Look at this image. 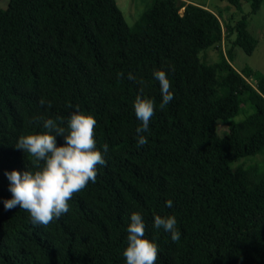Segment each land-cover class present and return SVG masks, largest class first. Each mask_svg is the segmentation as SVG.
I'll list each match as a JSON object with an SVG mask.
<instances>
[{"label":"trees","instance_id":"trees-1","mask_svg":"<svg viewBox=\"0 0 264 264\" xmlns=\"http://www.w3.org/2000/svg\"><path fill=\"white\" fill-rule=\"evenodd\" d=\"M226 1L250 2L252 14L264 2ZM224 35L219 15L182 0H152L133 26L116 0L0 6V264H126L133 213L158 245L156 264H264V168L241 161L264 155V76L253 86L255 72L232 64L236 46L252 54L258 40L248 15L228 28L227 52ZM210 48L219 59L207 64ZM154 70L167 73L174 94L163 108ZM138 94L155 103L139 148ZM77 108L97 121V149L109 146L95 183L46 227L19 206L5 210L6 173L43 166L15 147L19 138L49 131V118L67 130ZM156 215L177 218L178 242L154 228Z\"/></svg>","mask_w":264,"mask_h":264},{"label":"clouds","instance_id":"clouds-1","mask_svg":"<svg viewBox=\"0 0 264 264\" xmlns=\"http://www.w3.org/2000/svg\"><path fill=\"white\" fill-rule=\"evenodd\" d=\"M121 75L118 74V77ZM153 75L160 84V107L163 108L174 98L173 92L170 91V80L163 70H154ZM128 78L134 79L131 73ZM41 104H44L43 100ZM134 109L137 119L141 121V125L136 129L139 148L147 145L144 133L149 131L151 118L155 114V103L152 99L142 98L138 94ZM40 119L34 117L36 121ZM63 124L64 121L59 117L44 120L43 127L49 131L23 135L15 145L28 156L43 162L39 170H27L23 173L13 170L6 173L10 181L9 191L12 193V199L4 201L5 210L19 206L30 213L34 224L45 227L70 210L69 201L75 194L82 192L89 182L95 183L97 166L106 164L104 154L109 150L108 144L102 146L103 152L96 147L97 121L94 116L85 115L77 108L67 121V130ZM57 137L63 138L62 145L58 146ZM166 206L172 207L173 201L168 200ZM130 219L131 223L127 228L128 244L123 253L126 264H156L159 248L153 240L146 237V224L142 215L133 213ZM153 226L170 233L173 242L181 239L174 215H156Z\"/></svg>","mask_w":264,"mask_h":264},{"label":"rangeland","instance_id":"rangeland-1","mask_svg":"<svg viewBox=\"0 0 264 264\" xmlns=\"http://www.w3.org/2000/svg\"><path fill=\"white\" fill-rule=\"evenodd\" d=\"M10 0H1L0 6L6 9ZM120 9L122 10L126 21L130 26H133L140 16L149 8L152 0H116ZM186 2H193L195 4L204 6L211 9L214 13L219 15L221 24L225 35L222 41V50L227 52L228 45L226 43V34L230 26H234L243 15H248V30L258 40L257 46L252 54H247L241 47L236 46L232 64L234 67L243 72L244 70L252 69L254 75L248 78V82L253 86L256 85V79L258 76H264V2L257 13H251L250 2L244 1L241 8L228 3L226 0H182ZM236 33L231 36L234 40ZM201 57L207 64H212L219 59V50L216 48H210L201 53ZM257 73V75H255ZM245 118V112L236 115L234 118L226 121V124L219 126V132L226 131L228 126L233 123H237ZM243 161L245 164H251L259 162L264 168V155H258L254 158H246Z\"/></svg>","mask_w":264,"mask_h":264}]
</instances>
